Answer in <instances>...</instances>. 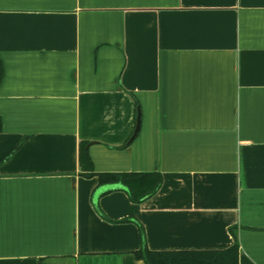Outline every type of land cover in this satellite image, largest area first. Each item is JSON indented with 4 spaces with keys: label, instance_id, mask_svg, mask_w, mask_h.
Listing matches in <instances>:
<instances>
[{
    "label": "crops",
    "instance_id": "0c3cea01",
    "mask_svg": "<svg viewBox=\"0 0 264 264\" xmlns=\"http://www.w3.org/2000/svg\"><path fill=\"white\" fill-rule=\"evenodd\" d=\"M0 117V264H264V0H0Z\"/></svg>",
    "mask_w": 264,
    "mask_h": 264
},
{
    "label": "trees",
    "instance_id": "16d2710c",
    "mask_svg": "<svg viewBox=\"0 0 264 264\" xmlns=\"http://www.w3.org/2000/svg\"><path fill=\"white\" fill-rule=\"evenodd\" d=\"M2 127L3 122L0 117V132ZM12 154L13 152L9 156ZM80 161L86 167L92 164L86 151H81ZM88 176H97L100 184L123 185L134 203H141L155 195L163 183L160 173H91ZM140 229L143 247L135 253V256L144 260L146 264H239L240 246L235 235L234 245L226 250L155 252L146 248L144 230L141 225Z\"/></svg>",
    "mask_w": 264,
    "mask_h": 264
},
{
    "label": "water",
    "instance_id": "95a60500",
    "mask_svg": "<svg viewBox=\"0 0 264 264\" xmlns=\"http://www.w3.org/2000/svg\"><path fill=\"white\" fill-rule=\"evenodd\" d=\"M140 127H141V114L139 113L138 114V117H137V123H136V128H135V132L131 138V141H133L136 136L138 135L139 131H140Z\"/></svg>",
    "mask_w": 264,
    "mask_h": 264
}]
</instances>
